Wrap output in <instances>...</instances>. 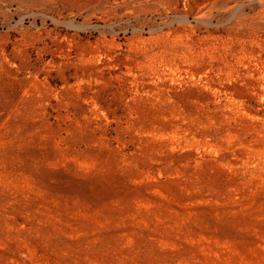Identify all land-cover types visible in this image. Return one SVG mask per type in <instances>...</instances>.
<instances>
[{
	"label": "rangeland",
	"instance_id": "374dc122",
	"mask_svg": "<svg viewBox=\"0 0 264 264\" xmlns=\"http://www.w3.org/2000/svg\"><path fill=\"white\" fill-rule=\"evenodd\" d=\"M0 264H264V0H0Z\"/></svg>",
	"mask_w": 264,
	"mask_h": 264
}]
</instances>
